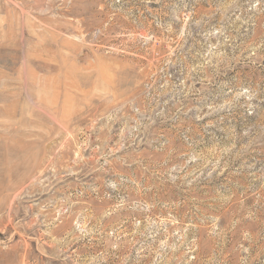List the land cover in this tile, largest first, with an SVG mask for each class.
<instances>
[{"label":"rangeland","instance_id":"rangeland-1","mask_svg":"<svg viewBox=\"0 0 264 264\" xmlns=\"http://www.w3.org/2000/svg\"><path fill=\"white\" fill-rule=\"evenodd\" d=\"M0 264H264V0H0Z\"/></svg>","mask_w":264,"mask_h":264}]
</instances>
